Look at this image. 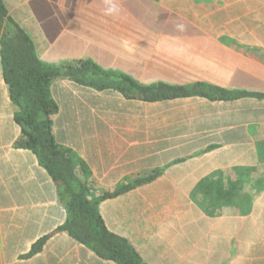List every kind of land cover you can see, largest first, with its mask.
I'll return each mask as SVG.
<instances>
[{
    "label": "crops",
    "instance_id": "0c3cea01",
    "mask_svg": "<svg viewBox=\"0 0 264 264\" xmlns=\"http://www.w3.org/2000/svg\"><path fill=\"white\" fill-rule=\"evenodd\" d=\"M46 65L252 95L127 98L52 82L57 142L147 264H264V0H2ZM0 48V264H117L59 228L60 186L24 138ZM47 237L43 248L30 254Z\"/></svg>",
    "mask_w": 264,
    "mask_h": 264
},
{
    "label": "trees",
    "instance_id": "16d2710c",
    "mask_svg": "<svg viewBox=\"0 0 264 264\" xmlns=\"http://www.w3.org/2000/svg\"><path fill=\"white\" fill-rule=\"evenodd\" d=\"M0 48L4 77L11 98L18 106L15 115L24 138L16 145L34 151L60 186L62 200L69 216L59 228L93 250L100 257L117 264H147L128 239L112 232L106 225L100 203L132 190L153 179L142 177L96 197H89L88 186L77 176L70 149L62 147L54 133V116L59 106L51 93L52 82L59 78L73 80L96 89L114 88L127 98L161 101L177 97L204 96L212 100L233 99L252 95L230 91L218 86L197 82L192 85H172L160 82L143 85L124 74L102 71L96 64L46 65L37 56L35 47L26 33L9 17L0 0ZM258 96H264L258 94ZM47 237L33 246L30 254L40 251Z\"/></svg>",
    "mask_w": 264,
    "mask_h": 264
}]
</instances>
